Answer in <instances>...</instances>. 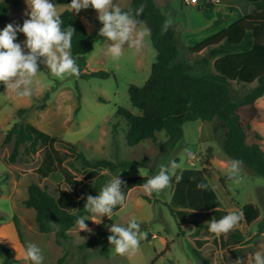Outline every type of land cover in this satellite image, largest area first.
Returning <instances> with one entry per match:
<instances>
[{"label":"rangeland","instance_id":"rangeland-1","mask_svg":"<svg viewBox=\"0 0 264 264\" xmlns=\"http://www.w3.org/2000/svg\"><path fill=\"white\" fill-rule=\"evenodd\" d=\"M2 0H0L1 2ZM7 8L5 22L0 30L10 24L22 25L25 11H28L27 0H4ZM205 0H201L202 4ZM57 7L59 13L69 10L71 0H50ZM171 4L160 7L166 16L171 18L178 39V59L190 63L196 72H201L205 66L201 63L205 51L193 53L189 47L207 39L230 25L239 21L243 15L239 6L231 7L229 3L213 5L210 10H199L198 6H185L182 0H171ZM120 8L130 4V0H114ZM161 4V3H160ZM247 1L243 0L246 6ZM230 5L233 6V3ZM172 8V12L170 10ZM171 13H166L167 11ZM84 25L87 32L97 37V28L100 21L97 12L89 7L79 14L71 11ZM145 27L144 24L138 28ZM174 29V28H173ZM26 39L23 33H17V43ZM113 42L100 37L94 44L93 50L85 55L84 61L77 63L80 76H66L63 80L51 75L47 65L42 63L44 57L38 61L41 69L33 78L29 90L31 97L20 98L4 86L0 93V247H6L15 263L32 264L25 259V249L29 242L36 244L44 257L43 264H57L59 258L67 254L64 264H74L86 256L84 264H200L193 254L199 249L207 264H232L241 258L247 264V258L257 250H264V232L257 234L258 226L264 231V180L255 175L247 166L241 168L239 182L234 183L227 179V167L231 161L222 151L221 142L225 135L224 127L218 122H188L183 125V139L173 149L164 145L167 137L164 132L156 134V140H145L134 147H128L125 142L127 131L126 122L117 116V110H127L138 115L139 112L129 102L127 88L130 85L141 86L149 77L151 65L155 59V50L151 46L149 36L144 39L142 49L137 52L123 45V55L113 59L107 52V47ZM27 52V49H24ZM214 61L211 62V64ZM104 71L110 74L106 79L92 78L93 72ZM234 99L241 98L249 87L243 88L235 83L231 85ZM22 86L18 91H23ZM49 92V97L42 105V98ZM27 109L22 118L17 117V111ZM243 126H249L248 143L257 142L264 151V95L251 106L241 109ZM24 121L36 127L41 132L55 136L66 143L74 144L77 151L91 162L96 160L141 162L145 164L120 170L115 173L99 171L91 180L83 178L81 164L73 159L64 143L55 142L52 148L62 158L52 174L41 178L37 169L40 167L46 144H39L34 151L25 152L27 145L19 148V157L14 163L7 161L13 143L4 145L3 139L11 126ZM115 127V133L113 128ZM255 135L259 140L255 139ZM190 148L195 156L188 159L184 154L185 148ZM170 160L181 163L177 174L183 179L177 183L173 179L170 186L159 195L148 196L142 186L131 188L126 193L125 205L113 212L111 219L106 215L101 217L99 224L93 220L99 217L88 216L86 225L91 233L80 231L75 225L68 231L69 239L60 245L55 244L53 234H40L36 230L35 214L32 209L25 208L23 201L27 197V187L31 183L38 184L53 197L57 198L60 192H67L76 201L90 193L99 194L102 186L113 176L118 179L132 177H150L159 171V165L167 164ZM69 173L73 180L80 184L71 189L64 180L65 173ZM207 183L218 202V212L210 216H201L203 211L189 214L181 220L176 214H170L168 206L174 210L192 211V205H197L198 183ZM218 186V187H213ZM180 187V189H178ZM182 188V189H181ZM175 193V201L173 200ZM187 199L189 206L177 205ZM252 204L258 210V217L251 223L244 218L227 234L217 236L208 230V221L213 217L219 220L232 211H241L245 204ZM168 205V206H167ZM16 218L22 243L19 242L13 219ZM135 218L141 225V230L148 233L147 239L141 240L135 255L121 256L116 254L114 246L109 245L108 258L101 257L96 250H78L77 247L87 239L100 233H110L108 227L113 223L127 226ZM239 233L240 243L232 244L231 235ZM82 237V238H81ZM203 243L199 248L198 243ZM168 250L154 263L155 256L165 247ZM2 252L0 251V264Z\"/></svg>","mask_w":264,"mask_h":264},{"label":"trees","instance_id":"trees-1","mask_svg":"<svg viewBox=\"0 0 264 264\" xmlns=\"http://www.w3.org/2000/svg\"><path fill=\"white\" fill-rule=\"evenodd\" d=\"M64 0H59L63 2ZM250 5V11L239 21L230 25L221 32L202 40L194 47H189V51L200 53L205 51L201 63L205 69L196 72L193 66L187 61L178 59L179 44L175 31L170 26L167 32H162V27L166 21L164 15L155 4V0H130V4L121 8L123 11L135 10L141 5H145L141 16L135 17L150 29L149 39L152 48L155 50V59L151 65L149 77L141 86L130 85L127 88L128 98L131 106L139 114H133L127 110L118 109L117 116L127 124L125 142L128 147H134L145 140H156V134L164 132L167 140L164 145L173 149L183 139V125L188 122H218L225 130L224 138L221 142L223 153L231 160L239 159L243 165L249 167L255 175L264 180V151L257 142L248 143L249 126L242 125L241 109L251 106L264 95V0H246ZM213 4V3H212ZM211 4V5H212ZM209 5L199 6V10H210ZM63 20L62 30L69 25L75 29L72 37L71 52L79 61L85 60V55L93 50L94 44L101 36L98 35L102 27L100 23L97 28V37L93 38L85 29L82 22L69 10L60 13ZM7 8L5 1L0 2V27L5 22ZM214 61L212 64L211 62ZM39 65L38 70L41 69ZM110 76L104 71L93 72L89 75L92 78L106 79ZM235 83L243 88L249 87L248 91L239 99H234L231 85ZM0 83V93L4 88ZM49 97L46 92L42 98V105ZM27 109L17 111V117L22 118ZM115 133V127L113 128ZM255 139L259 137L255 135ZM64 143L73 159L78 161L83 168V178L91 180L95 177L101 178L99 171L115 173L120 170L122 173L126 169L138 167L145 164L141 162H128L109 160H96L91 162L77 151L74 144L66 143L63 140L47 135L36 127L24 121L14 123L6 132L3 144L13 143L12 151L7 159L9 163H14L19 157V148L27 145L25 152L34 149L39 144H46L47 150L44 152L42 162L37 172L41 178H46L54 172V169L62 163V158L58 152L52 148L53 143ZM186 172L182 173V176ZM148 177H132L121 179L126 182L123 191L126 193L133 187L142 186ZM64 180L75 189L80 182L73 180L69 173H65ZM180 189V187H178ZM182 189V188H181ZM197 205L192 211L174 210L168 206L170 214H176L181 220L189 214H196V211H203L201 216H210V213L218 212V202L212 190L197 191ZM88 195L97 196L95 193ZM84 199L76 201L67 192H60L57 198L53 197L45 189L36 183H31L27 187V197L23 201L25 208L34 211L36 230L40 234H53L54 242L60 245L69 239L68 231L76 224L78 216H90L85 212ZM264 198V196H263ZM173 200L175 201V193ZM190 202L177 203L181 206H189ZM121 206L113 209L116 212ZM241 211L244 220L251 223L258 217V210L250 203L245 204ZM60 225V230L55 231L49 227V222ZM17 238L22 243V235L16 218L13 219ZM264 232L263 226H258L257 234ZM111 233H100L93 236L77 249L96 250L101 257L108 258L109 242L108 236ZM231 243H240L239 233L231 235ZM203 243L199 242V248ZM168 250V246L155 256L154 263L160 256ZM2 252L1 264H13V260L6 247H0ZM193 254L200 264H207L199 249H194ZM67 254L58 259L57 264H64ZM86 256H82L80 262L74 264H84Z\"/></svg>","mask_w":264,"mask_h":264},{"label":"clouds","instance_id":"clouds-1","mask_svg":"<svg viewBox=\"0 0 264 264\" xmlns=\"http://www.w3.org/2000/svg\"><path fill=\"white\" fill-rule=\"evenodd\" d=\"M219 3V0H215ZM28 11H25V19L22 25L10 23L3 30H0V83L6 86L16 94L17 97H31L32 91L29 90L33 84V78L38 73L39 57L45 59L42 63L47 65L52 76L63 80L66 76H80V68L77 59L71 52L72 37L75 29L70 25L62 30L63 20L57 7L50 0H27ZM71 11L79 14L81 10H87L89 7L97 12V19L102 24L98 35L105 37L107 41H112L111 46L107 47V52L111 58L119 59L123 55V45L129 44V48L139 52L146 36L150 35V29L146 26L138 28L142 22L135 17L141 16L145 5L141 4L133 15L132 10L123 11L114 0H71L68 4ZM173 23L169 18L164 22L162 32H167ZM17 33H23L26 39L17 43ZM24 49H27L25 52ZM24 86L23 91H18ZM184 154L188 159L194 158L195 154L190 148H185ZM243 167V161L233 159L227 167V179L234 183L239 182V173ZM181 168V163L170 160L167 164L159 165V171L150 176L142 188L148 196L154 193L159 195L164 189L168 188L173 179L179 183L183 176L177 174V169ZM126 182L117 178V175L111 177L100 189L97 196L87 195L84 205L85 212L92 216L99 217V220H93L99 224L100 218L107 216L111 219L113 209L124 206L126 196L123 187ZM123 186V187H122ZM218 187V186H213ZM197 188L207 190L209 184L198 183ZM84 199V197H80ZM242 211H232L224 215L219 220L214 217L209 220V232L220 236L227 234L234 229L243 219ZM89 220L87 216H78L75 224L80 231L91 233V229L85 221ZM49 227L55 231L60 230V225L49 222ZM111 233L108 236L109 245L114 246L116 254L135 255L139 249L141 240L147 239L148 233L141 230V225L135 218L131 219L127 226H121L113 223L108 227ZM82 238V237H81ZM25 259L32 264H43L44 257L41 249L34 243L29 242L25 249ZM232 264H245L241 258H237ZM247 264H264V250H257L247 258Z\"/></svg>","mask_w":264,"mask_h":264},{"label":"crops","instance_id":"crops-1","mask_svg":"<svg viewBox=\"0 0 264 264\" xmlns=\"http://www.w3.org/2000/svg\"><path fill=\"white\" fill-rule=\"evenodd\" d=\"M171 0H155V4L156 6L159 8L160 10V7H166V6H169L171 4L170 2ZM215 0H205L201 5L199 6H204V5H209V6H212V5H215V4H221L223 1H226L227 3H229V6H227V10H228V13H231L232 11V8L231 7H237L239 6L240 9L243 11L242 12V15L245 16L246 14L249 13L250 11V5L247 3L246 6L243 5V0H219V3H214ZM161 3V4H160ZM213 3V4H212ZM231 3H233V6L230 5ZM212 4V5H211ZM171 12L173 11L172 8H170ZM161 11V10H160ZM169 10L166 12L168 14L171 13ZM161 13L163 14V12L161 11ZM164 15V14H163ZM165 19H166V16L164 15ZM174 28V31H175V34H176V37H177V32L175 30V27L173 26ZM190 47V46H188ZM217 200V199H216Z\"/></svg>","mask_w":264,"mask_h":264},{"label":"built area","instance_id":"built-area-1","mask_svg":"<svg viewBox=\"0 0 264 264\" xmlns=\"http://www.w3.org/2000/svg\"><path fill=\"white\" fill-rule=\"evenodd\" d=\"M200 1L201 0H182L183 4L185 6H193V7L194 6H198L199 7V5H201ZM214 3H216V2L214 1Z\"/></svg>","mask_w":264,"mask_h":264}]
</instances>
